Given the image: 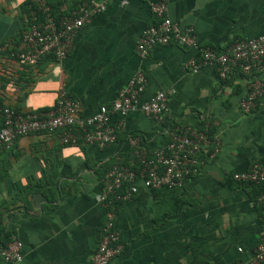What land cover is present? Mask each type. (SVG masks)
I'll list each match as a JSON object with an SVG mask.
<instances>
[{
    "label": "crops",
    "instance_id": "1",
    "mask_svg": "<svg viewBox=\"0 0 264 264\" xmlns=\"http://www.w3.org/2000/svg\"><path fill=\"white\" fill-rule=\"evenodd\" d=\"M31 1L0 0V46L19 51ZM83 1L47 0L56 16L69 15ZM157 1L113 0L80 32L63 62L47 58L30 67L0 55V108L47 113L65 87L89 117L110 106L139 70L148 79L144 101L171 93L168 121L131 113L111 146H69L55 134H32L0 150V234L4 242L15 236L23 243L20 264H93L111 211L124 250L110 264H251L264 239V203L258 189L238 184L234 175L264 167V96L244 113L245 80L234 75L222 81L211 67L192 74L187 62L196 51L187 48L157 47L140 59L136 44L158 23L150 8ZM163 1L171 20L193 28L204 48L225 50L264 34V0ZM206 125L217 145L197 156L196 172L182 188L148 191L140 183L133 200L113 210L100 200L113 166L140 169L132 138L154 151L173 130ZM0 264H7L1 256Z\"/></svg>",
    "mask_w": 264,
    "mask_h": 264
},
{
    "label": "built area",
    "instance_id": "2",
    "mask_svg": "<svg viewBox=\"0 0 264 264\" xmlns=\"http://www.w3.org/2000/svg\"><path fill=\"white\" fill-rule=\"evenodd\" d=\"M113 0H85L67 16H56L47 0H32L30 11L21 32V48L0 46V55L10 54L30 67L51 58L65 61L71 54L80 32L92 20L105 12ZM158 23L147 27L136 44V52L145 60L157 47L176 45L196 51L187 62V69L198 74L205 67L214 68L220 80L241 76L248 93L240 104L244 113H251L264 96V34L238 39L225 50L201 47L193 28L173 22L165 1L150 4ZM148 84L144 71L135 72L110 106H101L93 115L84 117L81 104L65 87L58 90L54 108L47 113H23L13 108H0V150H10L16 141L32 134L58 135L63 145L85 144L105 148L114 144L125 129V119L134 112L142 113L159 122L169 120L170 92H159L148 101L143 100ZM117 116L115 123L112 117ZM211 127H182L171 132L170 141L154 151L141 148L139 138H132L140 169L117 164L106 175L100 200L110 209L126 204L140 192L139 184L148 191L179 189L196 172L197 156L209 146L217 145L211 137ZM236 182L264 186V167L254 165L249 172L235 174ZM264 203V193L259 196ZM1 223V221H0ZM23 243L15 236L4 242L0 238V256L7 264H20L24 259ZM124 250L115 215L111 213L104 227L93 264H110ZM242 252V249H239ZM251 264L264 263V239L255 248ZM233 264H243L236 262Z\"/></svg>",
    "mask_w": 264,
    "mask_h": 264
},
{
    "label": "trees",
    "instance_id": "3",
    "mask_svg": "<svg viewBox=\"0 0 264 264\" xmlns=\"http://www.w3.org/2000/svg\"><path fill=\"white\" fill-rule=\"evenodd\" d=\"M122 165H124V166H128L127 164H122ZM133 170H135V171H138V169H136V168H133ZM245 184L244 182H238V184ZM248 185H250V186H252V187H255L256 188V190L258 191V195H257V199H259V196L262 194V193H264V186H258V185H255V184H251V183H247ZM170 190V189H169ZM174 190V189H173ZM116 206H118V204L116 205ZM115 206V207H116ZM0 238H1V234H0Z\"/></svg>",
    "mask_w": 264,
    "mask_h": 264
}]
</instances>
